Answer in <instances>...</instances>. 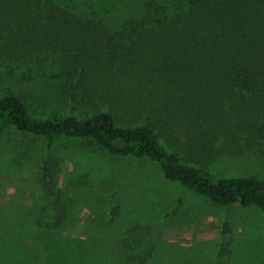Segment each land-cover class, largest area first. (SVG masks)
<instances>
[{
    "label": "trees",
    "instance_id": "16d2710c",
    "mask_svg": "<svg viewBox=\"0 0 264 264\" xmlns=\"http://www.w3.org/2000/svg\"><path fill=\"white\" fill-rule=\"evenodd\" d=\"M62 1L0 0V66L21 69L25 79L61 78L65 98L84 113L35 120L19 97L4 95L0 135L12 126L48 145L90 139L111 155L156 162L167 180L216 205L264 211L263 180L205 169L226 149L238 148L228 150L236 155L264 140V0H146L116 30L97 10L82 12L89 1ZM168 124L184 129L180 144L201 140L199 166L183 163L175 149L163 151L158 138ZM44 173L51 175L46 166ZM61 209L42 228H60ZM18 228L1 238L4 264L34 259L37 242Z\"/></svg>",
    "mask_w": 264,
    "mask_h": 264
},
{
    "label": "rangeland",
    "instance_id": "374dc122",
    "mask_svg": "<svg viewBox=\"0 0 264 264\" xmlns=\"http://www.w3.org/2000/svg\"><path fill=\"white\" fill-rule=\"evenodd\" d=\"M85 1L89 8L79 5L84 14L97 10L116 30L138 17L146 0ZM21 73L0 66V97H19L31 118L84 113L83 104L65 98L61 78L25 79ZM178 127L164 125L167 136L158 138L159 145L167 153L177 150L183 163L199 166L195 148L201 140L180 144L176 135L184 142L185 132ZM258 142L236 155L228 150L238 148L226 149L206 171L213 177L264 181V140ZM61 206L67 212L62 226L42 228L61 214ZM13 225L20 226L26 241L37 242L29 264H139L145 259L147 264H264L260 208L216 205L167 180L145 157L114 156L90 139L59 137L48 145L44 137L10 126L0 135V242Z\"/></svg>",
    "mask_w": 264,
    "mask_h": 264
}]
</instances>
